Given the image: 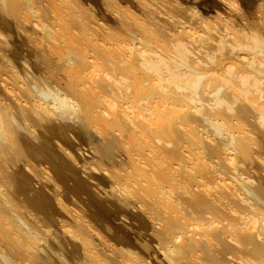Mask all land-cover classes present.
I'll return each mask as SVG.
<instances>
[{
  "label": "bare ground",
  "instance_id": "1",
  "mask_svg": "<svg viewBox=\"0 0 264 264\" xmlns=\"http://www.w3.org/2000/svg\"><path fill=\"white\" fill-rule=\"evenodd\" d=\"M0 264H264V0H0Z\"/></svg>",
  "mask_w": 264,
  "mask_h": 264
},
{
  "label": "rangeland",
  "instance_id": "2",
  "mask_svg": "<svg viewBox=\"0 0 264 264\" xmlns=\"http://www.w3.org/2000/svg\"><path fill=\"white\" fill-rule=\"evenodd\" d=\"M63 198H65V200H68V199H72L74 197H72V196H63Z\"/></svg>",
  "mask_w": 264,
  "mask_h": 264
}]
</instances>
